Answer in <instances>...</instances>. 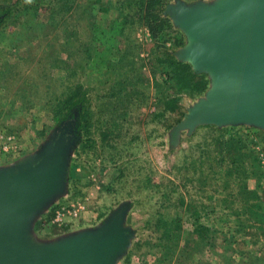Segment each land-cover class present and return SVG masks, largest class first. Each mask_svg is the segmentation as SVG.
Listing matches in <instances>:
<instances>
[{
	"label": "rangeland",
	"instance_id": "374dc122",
	"mask_svg": "<svg viewBox=\"0 0 264 264\" xmlns=\"http://www.w3.org/2000/svg\"><path fill=\"white\" fill-rule=\"evenodd\" d=\"M16 1L0 0V20ZM117 1L124 0H38L36 21L17 10L16 19L0 26V169L36 155L55 128L73 117L77 110L56 122L59 98L76 84L89 91L88 132L80 139L76 133L63 192L34 219L32 239L51 243L94 230L127 203L124 226L132 237L115 264H264V130L200 126L183 132L176 147L170 144L173 127L205 98L211 78L201 73L207 79L201 91L203 81L191 77L188 67L170 74L169 56L180 62L175 54L187 38L166 10L178 1L217 0H161L160 6L159 0H142V8L129 7L121 32ZM123 69L129 77H120ZM124 79L136 83L121 84ZM220 135L225 141L242 137L235 145L245 154L244 173L222 176L230 179L226 192L220 178L198 191L194 160L199 149L216 157ZM255 161L259 172L252 174ZM188 177L192 183L184 182ZM161 189L168 197L163 208ZM173 189L204 207L196 224ZM157 211L167 225L159 223Z\"/></svg>",
	"mask_w": 264,
	"mask_h": 264
},
{
	"label": "water",
	"instance_id": "95a60500",
	"mask_svg": "<svg viewBox=\"0 0 264 264\" xmlns=\"http://www.w3.org/2000/svg\"><path fill=\"white\" fill-rule=\"evenodd\" d=\"M174 26L187 38L175 56L211 87L173 127L176 147L183 132L200 126L250 125L264 130V0H217L168 6ZM77 113L62 121L31 158L0 169V264H115L132 231L124 226L129 204L98 228L51 243H36L31 226L63 192L68 158L77 140Z\"/></svg>",
	"mask_w": 264,
	"mask_h": 264
},
{
	"label": "trees",
	"instance_id": "16d2710c",
	"mask_svg": "<svg viewBox=\"0 0 264 264\" xmlns=\"http://www.w3.org/2000/svg\"><path fill=\"white\" fill-rule=\"evenodd\" d=\"M37 2H38V0H17L13 5L6 7L2 11V13H3L2 15H4V16L0 20V26L6 20L16 19L17 17H16V14H14V11H17V10L19 12L23 13V15H29L30 21L31 20H32V22L36 21V17L34 15V13H36V9L33 5ZM60 2H62V0H58V3H60ZM119 2L120 1L116 2V9L115 10L117 11L118 23L120 25L118 32H121L122 28H124V25H126L125 16H127L130 12L129 7L134 4V5H138L139 8L140 7L142 8L143 5H141L142 0H130V1L124 0L121 3H119ZM160 5H162L161 0L157 1V6H160ZM53 13H57V9H53ZM127 54H129V53H127ZM169 55H171V53ZM169 59L171 61V63H170L171 67L168 66V70H170V74L171 73L175 74L176 70L179 67H184V68L188 67L191 77H198L199 80L201 79L203 81V85H202L203 88H200L201 91H203L207 88V79H206L205 75L193 72L191 70V67L188 64H183L181 62L176 61L172 55L169 56ZM88 60H89V58H88ZM108 64H110V66H109L110 68L113 66L112 62H109ZM127 70L128 69H123V71L120 72V77H123V76L129 77ZM134 70H136V69H134ZM167 73L169 74V72H167ZM133 74L136 75L137 71H134ZM170 74H169V77L171 76ZM124 80H126V81H121V84H129L130 83L128 81V79H124ZM137 81H138V79H137ZM135 83H136V81L131 82L130 84H135ZM171 85H173V84H171ZM172 87L173 86H171V88ZM199 87H194V88L198 89ZM192 89H193V87H192ZM174 90H175V92L180 91L178 88H174ZM88 95H89V91L86 88H84L80 84H76V86L74 88L70 89V92L68 95H66L64 98L61 97L56 101L55 110L53 113L55 116L56 122L59 123L60 121L66 119L67 117L72 116L73 111L77 110L76 111L78 114L77 124H79L78 128H77L78 129L77 133H78L79 139L81 138V133L82 132L83 133L88 132V129H89L91 110L89 108L90 98ZM232 137H234V138H232L228 141L227 140L225 141V139L222 138V135L219 136L220 140L216 143L218 145V147H217L218 153H217L216 157L208 159L206 152L199 149V156L196 160H194V163L199 161V163L196 165L197 166V172L199 173V175H197L196 182H195V183L199 184L198 191L202 188V186L206 185V183L208 181L210 183L212 180L220 178L223 180V185H224V187H222L221 190H222V192H226V190L229 187L228 185H229L230 179H228V180L226 178L224 179V178H222V176L233 175V173L240 174V172L244 173V170L242 169V159L245 156V154L240 153V149L236 148V145H235V144H241L242 143V140H241L242 137L241 136H232ZM226 155H227V157H225ZM189 165L192 166V162H190ZM230 166H231V168H230ZM181 168L183 169L184 167L182 166ZM252 170H253L252 174L259 172L256 161H255V163H252ZM237 176H239V175H237ZM237 180H238V178H237ZM191 181H192V178H189V177L184 178L185 183H192ZM238 187H240V186L238 185ZM157 188H159V186H157ZM165 190L166 189H164V190L161 189L160 191L157 190L159 193L160 208H163L164 201H165V199L167 200V198H168L167 195L165 194ZM173 191L179 195V198H181L180 203L184 207V211L189 213L188 214L190 217L189 219H191V220L193 219V222H194L193 224H196V222L201 219V213H202V210L204 209V207L202 205H198L197 203H194L191 201L186 202L185 197L187 196V192L186 193H183V192L178 193L176 191V189H173ZM202 198H203V196H201V199ZM225 201L226 200H224V202ZM157 216H159L158 221L160 224L163 222L164 224L167 225V223H165V221L163 219V215L161 214V212L157 211ZM177 223H178V221H177ZM166 230L167 229H164V231H166ZM174 238L176 239L175 236H174Z\"/></svg>",
	"mask_w": 264,
	"mask_h": 264
},
{
	"label": "crops",
	"instance_id": "0c3cea01",
	"mask_svg": "<svg viewBox=\"0 0 264 264\" xmlns=\"http://www.w3.org/2000/svg\"><path fill=\"white\" fill-rule=\"evenodd\" d=\"M106 48H110L111 49V47L109 46V45H104L103 47H102V49H106ZM94 60V59H93ZM250 189H252V186H250Z\"/></svg>",
	"mask_w": 264,
	"mask_h": 264
}]
</instances>
